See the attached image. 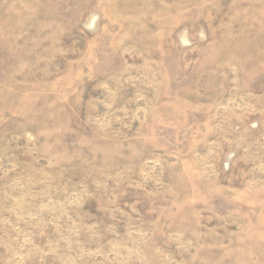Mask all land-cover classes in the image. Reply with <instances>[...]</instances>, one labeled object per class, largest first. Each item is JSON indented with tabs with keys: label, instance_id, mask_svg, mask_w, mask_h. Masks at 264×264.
<instances>
[{
	"label": "rangeland",
	"instance_id": "obj_1",
	"mask_svg": "<svg viewBox=\"0 0 264 264\" xmlns=\"http://www.w3.org/2000/svg\"><path fill=\"white\" fill-rule=\"evenodd\" d=\"M0 264H264V0H0Z\"/></svg>",
	"mask_w": 264,
	"mask_h": 264
}]
</instances>
